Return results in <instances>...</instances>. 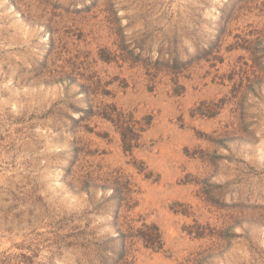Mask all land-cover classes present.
I'll return each mask as SVG.
<instances>
[{
	"label": "rangeland",
	"instance_id": "1",
	"mask_svg": "<svg viewBox=\"0 0 264 264\" xmlns=\"http://www.w3.org/2000/svg\"><path fill=\"white\" fill-rule=\"evenodd\" d=\"M0 264H264V0H0Z\"/></svg>",
	"mask_w": 264,
	"mask_h": 264
},
{
	"label": "trees",
	"instance_id": "2",
	"mask_svg": "<svg viewBox=\"0 0 264 264\" xmlns=\"http://www.w3.org/2000/svg\"><path fill=\"white\" fill-rule=\"evenodd\" d=\"M109 60V57L103 56ZM113 111H116L113 107ZM119 116V115H117ZM105 117L110 119L112 122L118 124V128L121 132L123 146L126 152H131L136 146V140L138 139V134L135 133L134 127L128 125V122L122 121L120 118H113L110 114H105ZM140 236L145 240L146 244L153 249L159 250L162 247L161 234L156 227H149L143 225V228L139 231Z\"/></svg>",
	"mask_w": 264,
	"mask_h": 264
}]
</instances>
